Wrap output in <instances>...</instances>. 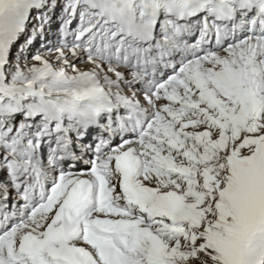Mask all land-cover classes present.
Listing matches in <instances>:
<instances>
[{
    "label": "snow or ice",
    "instance_id": "1",
    "mask_svg": "<svg viewBox=\"0 0 264 264\" xmlns=\"http://www.w3.org/2000/svg\"><path fill=\"white\" fill-rule=\"evenodd\" d=\"M0 264H264V0H0Z\"/></svg>",
    "mask_w": 264,
    "mask_h": 264
}]
</instances>
